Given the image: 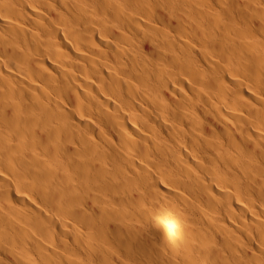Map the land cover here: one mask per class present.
I'll list each match as a JSON object with an SVG mask.
<instances>
[{
    "label": "bare ground",
    "instance_id": "obj_1",
    "mask_svg": "<svg viewBox=\"0 0 264 264\" xmlns=\"http://www.w3.org/2000/svg\"><path fill=\"white\" fill-rule=\"evenodd\" d=\"M0 264H264V0H0Z\"/></svg>",
    "mask_w": 264,
    "mask_h": 264
}]
</instances>
